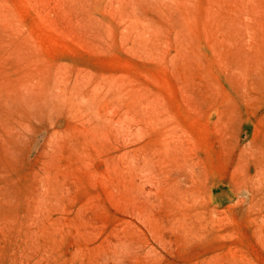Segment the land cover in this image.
I'll list each match as a JSON object with an SVG mask.
<instances>
[{
    "label": "rangeland",
    "instance_id": "374dc122",
    "mask_svg": "<svg viewBox=\"0 0 264 264\" xmlns=\"http://www.w3.org/2000/svg\"><path fill=\"white\" fill-rule=\"evenodd\" d=\"M0 264H264V0H0Z\"/></svg>",
    "mask_w": 264,
    "mask_h": 264
}]
</instances>
